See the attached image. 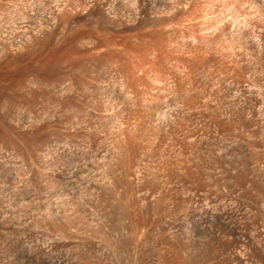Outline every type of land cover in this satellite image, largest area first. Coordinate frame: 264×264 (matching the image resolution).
Masks as SVG:
<instances>
[{"label":"rangeland","instance_id":"rangeland-1","mask_svg":"<svg viewBox=\"0 0 264 264\" xmlns=\"http://www.w3.org/2000/svg\"><path fill=\"white\" fill-rule=\"evenodd\" d=\"M251 1L0 0V264H264Z\"/></svg>","mask_w":264,"mask_h":264},{"label":"bare ground","instance_id":"bare-ground-1","mask_svg":"<svg viewBox=\"0 0 264 264\" xmlns=\"http://www.w3.org/2000/svg\"><path fill=\"white\" fill-rule=\"evenodd\" d=\"M123 4V3H122ZM251 7H252V9H253V14L252 15H254V17H251V18H253V19H251V20H253L252 22H253V25L254 26H258V24L259 23H262V27H260V28H262V30L261 31H263V34H264V0H252L251 1ZM170 9V8H169ZM169 12V11H168ZM158 14V13H157ZM167 14V13H166ZM155 15V14H154ZM174 15V14H173ZM171 17V16H170ZM248 24H250V23H248ZM259 31H260V29H259ZM253 34V33H252ZM257 34V33H256ZM258 35V34H257ZM262 35V34H261ZM255 36V35H254ZM260 36V35H259ZM254 38V37H253ZM257 38V37H256ZM255 38V39H256ZM259 39V38H258ZM261 39V38H260ZM262 40V39H261ZM257 42V41H256ZM258 44V43H257ZM261 45V44H260ZM259 45V46H260ZM254 46H255V44H254ZM258 46V47H259ZM255 47H257V45L255 46ZM254 47V48H255ZM263 48V47H262ZM126 50V49H125ZM137 51V50H136ZM145 51V50H144ZM260 52V51H259ZM131 53H133V52H131ZM148 53V52H147ZM146 55V54H145ZM261 55V54H260ZM137 56V55H136ZM183 56V55H182ZM121 57H122V55H121ZM128 57V56H127ZM142 57V56H141ZM146 57V56H145ZM131 58V57H130ZM126 59V58H125ZM138 59H139V57H138ZM182 59H184V58H182ZM258 59V58H257ZM118 60V59H117ZM133 60V59H132ZM113 62V61H112ZM115 62V61H114ZM126 62V61H125ZM143 62V61H142ZM147 64V63H146ZM256 64V63H255ZM137 65V64H136ZM140 65V64H139ZM263 65V64H262ZM261 65V66H262ZM119 66V65H118ZM141 66V65H140ZM111 67V66H110ZM143 67V66H142ZM142 67H141V69H142ZM123 68V67H122ZM116 69V68H115ZM132 69H133V67H132ZM123 71V70H122ZM264 72V71H263ZM132 73V72H131ZM140 73V72H139ZM125 74V73H124ZM136 75V74H135ZM127 77V76H126ZM133 77V76H132ZM137 77V76H136ZM263 77V76H262ZM130 82V81H129ZM256 82V81H255ZM257 84V83H256ZM254 85V84H253ZM260 86V85H259ZM253 87V86H252ZM254 88H255V86H254ZM257 88V87H256ZM262 88H264V87H262ZM253 89V88H252ZM260 89V88H259ZM255 90V89H254ZM261 91V90H260ZM262 92V91H261ZM112 107V106H111ZM165 111V110H164ZM164 113V112H163ZM253 171V170H252ZM259 182V181H258Z\"/></svg>","mask_w":264,"mask_h":264}]
</instances>
